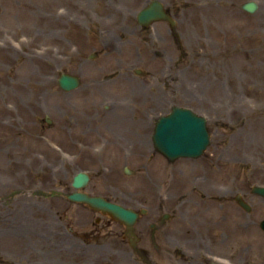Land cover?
Segmentation results:
<instances>
[{"label":"rangeland","instance_id":"1","mask_svg":"<svg viewBox=\"0 0 264 264\" xmlns=\"http://www.w3.org/2000/svg\"><path fill=\"white\" fill-rule=\"evenodd\" d=\"M147 1L0 0V43L16 47L0 50V264H142L112 232L121 223L62 195L78 170L84 190L147 210L134 225L145 240L154 222L162 240L188 241L178 264H264V195L251 190L264 186V0L253 12L160 0L173 34L166 20L140 28ZM61 72L80 84L62 89ZM173 105L206 118L200 156L155 150L154 121Z\"/></svg>","mask_w":264,"mask_h":264},{"label":"water","instance_id":"2","mask_svg":"<svg viewBox=\"0 0 264 264\" xmlns=\"http://www.w3.org/2000/svg\"><path fill=\"white\" fill-rule=\"evenodd\" d=\"M241 7L249 12L256 9L253 0L245 1ZM138 21L142 24L155 19L173 20L164 11L161 3L153 0L147 7L141 9L138 14ZM58 85L66 90H72L80 84L79 76L69 72H61L57 77ZM152 141L155 148L168 160L172 161L178 157H197L201 155L210 141V133L207 129L204 116L197 114L186 106L175 105L166 114L159 115L154 123ZM88 181V175L84 171H78L73 175L71 185L78 188L65 194L70 201L83 202L95 210L109 214L112 218L132 228L140 212L133 208L126 207L120 203L113 202L101 195H92L80 190ZM252 191L264 195L263 186H252ZM36 193V192H35ZM43 195H53L59 192H37ZM236 201L250 211L251 206L245 202L240 195L235 197ZM260 227L264 230V218L260 221Z\"/></svg>","mask_w":264,"mask_h":264},{"label":"flooded vegetation","instance_id":"3","mask_svg":"<svg viewBox=\"0 0 264 264\" xmlns=\"http://www.w3.org/2000/svg\"><path fill=\"white\" fill-rule=\"evenodd\" d=\"M161 3L163 5L165 11L167 13H171L173 15L171 10L169 8H167V6L162 1H161ZM135 18H136V16H135ZM136 20H137L138 24L140 25V28L142 29V28L150 27V25L153 22H155L157 20H161V19H157V20L153 21L152 23H147L144 25L140 24V22L138 21L137 18H136ZM168 24H169L170 33L173 34L174 26H172L170 22H168ZM179 201L183 202V199H180ZM180 204H182V203H180ZM139 208L140 207H136V209H139ZM160 209H161V207H160ZM168 215H169L168 213H164L162 216V219H164ZM147 224L151 228V238H149V240L144 239L143 230L146 227L144 224H142V225H140V227H138V231H139L138 233L141 237H139V235L135 231V228L130 229L126 226H123L120 229L113 228L112 232L115 234L116 233L119 234L120 232L122 233V235L127 239V242H128L130 249H131V253L134 254L136 256L137 260L141 261L142 264H163L161 262V260H163V261L167 260L170 262V264H178V262H179V258L177 259L178 255H179V257H182V255H183V257L186 258L185 249L189 248L188 241H186L185 239L182 240L181 238L176 237L175 233H174V235H171V236H169L167 233H165L164 237L166 238V241H164V240H162V237L159 236V234H156V232L160 228V226L156 227V224L154 222H147ZM170 231H172V230H170ZM182 232H184V231H182ZM185 233H188V230H185ZM210 245H211V243H210ZM176 252L178 253V255H176L177 254ZM206 252H209L208 254H206L208 256L214 255L217 253V252H212L209 249H206ZM212 264H214V263H212Z\"/></svg>","mask_w":264,"mask_h":264},{"label":"bare ground","instance_id":"4","mask_svg":"<svg viewBox=\"0 0 264 264\" xmlns=\"http://www.w3.org/2000/svg\"><path fill=\"white\" fill-rule=\"evenodd\" d=\"M0 50H3V51H9V50H16V47L15 45L13 44L12 40L10 38H4L2 39V42L0 43ZM20 81V80H19ZM18 80L15 81L14 83L18 86H20V82ZM22 108L24 109V107L22 106ZM7 111L10 110L9 107H6ZM9 118H11V115H9ZM8 119V118H7ZM247 227L249 229L253 228V224H248Z\"/></svg>","mask_w":264,"mask_h":264}]
</instances>
